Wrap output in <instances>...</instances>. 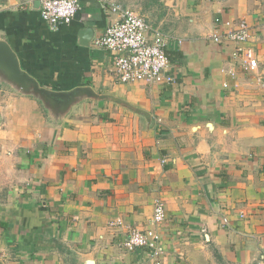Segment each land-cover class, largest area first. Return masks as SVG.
Wrapping results in <instances>:
<instances>
[{"label":"crops","instance_id":"obj_1","mask_svg":"<svg viewBox=\"0 0 264 264\" xmlns=\"http://www.w3.org/2000/svg\"><path fill=\"white\" fill-rule=\"evenodd\" d=\"M34 2L0 0L20 69L147 116L91 99L56 115L0 83V264H264V0H80L55 31ZM112 4L163 34L172 83L119 81L94 43L118 20ZM241 21L254 72L232 58L238 44L211 40ZM129 227L159 234L156 256L125 250Z\"/></svg>","mask_w":264,"mask_h":264},{"label":"built area","instance_id":"obj_2","mask_svg":"<svg viewBox=\"0 0 264 264\" xmlns=\"http://www.w3.org/2000/svg\"><path fill=\"white\" fill-rule=\"evenodd\" d=\"M40 3V18L52 31L62 25H68L75 18L80 7V0H27ZM111 12L118 15V20L112 22L104 33L95 40V45L112 55L114 68L121 83L145 82L147 84H170L174 81L169 71V60L166 54V39L161 32L151 29L145 20L137 13L110 5ZM230 27L229 23L225 24ZM226 39L238 44L232 52V58L240 61L245 69L254 72L258 61L254 50L244 46L252 40L248 24L241 21L236 29L223 33H213L211 40L215 43ZM152 222L160 225L165 220L164 205L160 200L154 203ZM223 225L228 220L223 219ZM121 226L120 220L110 224ZM127 236L123 242L126 251L147 249L156 256L159 234L154 230L139 231L135 228L127 229Z\"/></svg>","mask_w":264,"mask_h":264},{"label":"water","instance_id":"obj_3","mask_svg":"<svg viewBox=\"0 0 264 264\" xmlns=\"http://www.w3.org/2000/svg\"><path fill=\"white\" fill-rule=\"evenodd\" d=\"M34 5L38 6V8L40 7L38 1H35ZM80 36L83 40L81 45L88 46L92 38L91 30H82ZM0 83L6 85L13 91H18L24 95L36 98L42 103L43 107H45L48 112L52 114L55 113L56 115L57 113L66 114L73 106L88 99L95 101H110L136 113H143L119 99L109 96H98L89 88H78L73 92L60 93L51 92L40 87L34 79L20 69L16 55L4 42H0ZM144 116H147V114H144ZM86 264H92V262L89 261Z\"/></svg>","mask_w":264,"mask_h":264},{"label":"rangeland","instance_id":"obj_4","mask_svg":"<svg viewBox=\"0 0 264 264\" xmlns=\"http://www.w3.org/2000/svg\"><path fill=\"white\" fill-rule=\"evenodd\" d=\"M162 202V201H161ZM163 203V202H162ZM153 208H154V204H153ZM153 212H154V209H153ZM164 215H165V209H164ZM152 218H153V214H152ZM165 218H166V216H165ZM118 220V219H117ZM116 220H112V221H110L109 223H108V225L110 226V227H113V226H111L110 224L112 223V222H115Z\"/></svg>","mask_w":264,"mask_h":264}]
</instances>
